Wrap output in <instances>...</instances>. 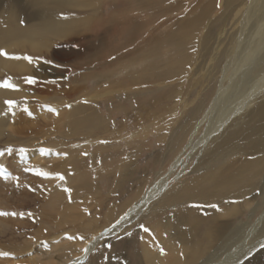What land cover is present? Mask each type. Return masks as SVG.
<instances>
[{
	"label": "rangeland",
	"instance_id": "1",
	"mask_svg": "<svg viewBox=\"0 0 264 264\" xmlns=\"http://www.w3.org/2000/svg\"><path fill=\"white\" fill-rule=\"evenodd\" d=\"M39 3V0H23L20 7L26 8L27 13H32L38 10ZM220 3L221 0H101L96 11L92 13L93 19L87 31L84 28L68 39L54 40L48 53L42 55L27 53L33 60L36 59V63H39L37 67L43 68L44 74L49 72L46 79L36 81L53 87L55 93L64 87L75 88L82 84H86V87L79 96L77 94L74 98L64 100L65 103L62 101L63 98L56 102L29 101L26 102L27 105H19L15 115L17 117L20 115L17 118L20 119V123L18 120L15 127L21 133L20 140H16V144L14 140L9 145L5 143L6 137L0 140L2 142L0 152H3V155H0V171H4L2 175H6L4 179L0 176V188H4L5 191L0 193L2 196L0 198H3L0 199V211L25 213L24 216L9 215L16 228L15 239L18 245L16 253L10 258L11 261H16L15 264H20L21 261L27 264L25 260L29 264H45L43 261L36 262L32 259L39 257L41 252H45L53 261L61 259L66 254L77 256L82 249L80 244L88 235L111 227L107 214L112 206H116L118 218L125 206L139 201L156 178L167 176L172 181L171 191L173 187L176 190L149 205L139 218L124 227L121 232L99 243L89 258L81 264H140L144 234L149 233L154 239H159L161 234L165 237V232H159L156 226L161 219L177 213H182L188 224L193 223L195 216L200 219L198 225L200 230H196L199 236L195 237L201 240L198 243L200 246L204 245L205 234L208 228L214 225L216 213H219V235L220 238L224 236L223 244L219 243V262L224 261L226 258L224 256L232 257L233 254L242 252L247 257L241 264H264V245L253 251L256 248L253 246L261 239L259 230L262 226L260 228L257 226L259 229L257 228L258 230L256 229L245 241L251 226L258 225L264 213V195L260 189H264V153L255 156L241 154L240 150L244 147L245 141L236 140V137L229 139L239 128L233 124L219 134V137L229 139V144L237 143V146L229 149L226 145L224 149H217L213 144L211 156L198 150L179 181L173 180L177 172L169 174L175 159L186 146L214 97L221 77V72L220 70L217 72V69L224 63L219 59L216 66L213 53L207 51L203 44L200 45V39L206 32L203 26L208 22L203 21L200 27L196 23L194 30L191 31H186L181 26H185L188 16L195 22L200 18L199 5L201 8L211 4L210 12L202 17L203 20L209 18L212 19L210 22L218 20L214 24L215 33H219L222 28H230L231 25L221 19L225 14V8ZM81 9L63 11L62 14L64 17L74 13L76 16H79L78 13L81 16L91 14V10ZM227 14L229 15V12ZM34 24L38 25L39 22L29 21L30 26ZM191 36L192 39H186ZM211 42L212 49L215 45V35L212 36ZM203 51L207 56H204ZM28 76L33 77L29 74L19 77L25 79ZM15 83L23 85L19 79ZM24 84L28 86L26 80ZM248 88L251 87L236 88L238 91L236 95L242 96L243 92L250 90ZM237 91L232 89L231 92L233 94ZM105 94L109 95L104 96ZM99 95L104 97L94 103L98 118H94L93 131L87 135L93 142L87 153L84 146H81V141H73L72 136L65 134L68 121L62 118L63 114L69 111V106L76 105L83 98L87 101V97ZM237 100H234L235 103ZM230 103L231 106L235 105L233 102ZM229 104L227 106L230 107ZM225 106L221 110L227 109ZM251 110L244 112L243 117ZM106 118H110L111 123H103ZM217 120L214 115L213 121ZM208 125L209 123L201 128V134ZM250 127H246V130ZM39 131L41 136H35V133H40ZM43 133L49 135L43 137ZM28 136L33 137L29 144H24V138ZM66 137L71 139L66 140ZM254 137L256 138V136L252 138ZM51 140L59 144L56 147L57 152L65 155L61 159L62 164L72 159L82 160V168L78 169V173L90 182L88 191L91 185L94 193L95 185H98V191L101 192L100 202L96 200L95 193L90 198L89 212H79L76 219L68 218L70 213L66 212L65 220L67 219L68 223L57 229L56 224L63 220V215L49 212L51 208L49 204L55 195H58L56 191L50 193L43 208L44 215L38 214L41 213L38 212V207L35 210L43 222L35 221L36 216L31 211L35 207L25 208V203L28 200L29 203L31 198L37 197L35 201L40 202L38 194L36 196L33 194L42 189L43 181L37 170L44 162L35 163L30 154L38 148H44ZM93 154L96 155V159ZM133 156H137L134 172L129 175L132 169H128L124 173L128 176L123 178L122 170L119 168L124 161ZM19 161L24 162L23 168L17 169ZM71 162H68L67 167L73 166ZM213 171L219 176V186L210 190L215 207L207 203L209 202L207 193L202 195L198 189H192L195 185L210 184L206 178ZM65 172L60 170L59 173L64 179H60L56 186L64 187L72 178L79 175L77 172L65 175ZM192 181L194 183L189 185ZM110 190L115 192L110 193ZM253 198L255 199L253 208L255 207L256 212H252V203L251 207L244 209ZM237 207H240L241 211L239 209L235 212V209H232ZM231 209L232 212H229ZM28 213H32L33 216L32 214L26 216ZM82 216L85 217L81 219ZM224 223L228 227L221 231ZM249 224L250 226H247ZM229 227L232 229L239 227V231L244 232L241 233L244 237L237 240L239 242L236 246L234 237L231 239L232 236H229L231 234L228 231ZM145 228L148 231H145ZM37 231L40 232L39 235ZM182 231L183 235H189L190 227L184 226L181 232H178ZM43 232L46 235L42 236ZM59 235L66 237L64 243L67 241L70 243L65 246L66 248L64 244L54 249L52 240ZM196 239L192 238L190 241ZM27 241H30V248L27 247L28 250L18 254L20 246L24 247L28 244ZM226 248H229L227 252L230 254H227ZM222 252L226 254L222 255Z\"/></svg>",
	"mask_w": 264,
	"mask_h": 264
},
{
	"label": "bare ground",
	"instance_id": "2",
	"mask_svg": "<svg viewBox=\"0 0 264 264\" xmlns=\"http://www.w3.org/2000/svg\"><path fill=\"white\" fill-rule=\"evenodd\" d=\"M39 1L40 3L37 6L38 10L32 13H27L26 8L20 7L23 0H0V49L6 50L11 57H20V59H15L0 56V82L11 78V82L16 85L15 89L0 87V140L2 137H6L7 139L5 143H7L8 145L9 143H13L14 140L16 144V140H20L19 138H21V133L18 132L15 127V124H17L16 122H18V120L20 123V119H17L20 117V115H18V117L15 115L16 109L17 107H19V105H27L26 102L29 101H41L43 103L56 102L63 98L64 99L62 101L65 103L67 99H70L72 97L74 98L77 94L79 96L80 92H82L86 87V84H82L81 86L75 88L64 87L63 90L60 89L57 91V93H55L56 90L53 91V87L45 86L43 84H40L39 82H36L35 84L28 83L27 86V84H24L25 79L20 78L19 76L23 77L25 74H29L36 78V80L46 79L47 75H49V72L44 74V69L41 67H37L39 63H36V59L32 60V62L30 63L28 60L23 59V57L27 56V53H34V55H42L48 53L49 49H51L53 43L55 42L54 40L68 39L71 36L78 34L84 28L87 31V28L89 27L93 19L92 13L96 11L101 0ZM211 4L213 3L211 2ZM220 4L225 8V14L221 19H223L224 23L230 24V28L225 29L222 28V26V29L218 31L219 33H215L214 31L216 30V28L214 27V24L218 20L216 22H210L212 21V19L210 20V18L206 21L203 20L202 17L207 16L210 12L211 6L209 5H204L201 8L199 5L198 16L200 18H198L195 22V20L188 16L185 21V26H181V28L185 29L186 31H191L194 30L196 23L198 24V26H201L203 21L208 22L205 26H203L206 32L204 36L200 39V45L203 44L205 46L204 48H206L207 51L213 53V61L215 62L216 66L219 62V59H221L220 61L224 63L221 65L220 68H215L218 70L217 72H219L220 70L221 77L220 81L218 80V87L215 91L213 99L205 109L201 121L197 123V126L193 131L191 137L189 138L186 146L181 150L180 155L175 159L172 169L169 172V174L177 172L176 178L173 179L175 181H179L183 171H185V169L187 168L191 158L194 156L196 151L201 150L202 152L211 156V146L213 144L216 145L217 149H224L226 145L229 149H231L233 146H237V143L229 144L230 142L228 140L233 139L235 137L236 140H240L243 142L245 141L244 147L240 150L241 154L255 156L264 153V0H221ZM75 8H87L91 10V14L89 16H81V14L78 13L79 16H76V13H74L73 15H70L68 17L63 16V11H71ZM228 12L229 15L227 14ZM29 21H36L39 22V24H34L30 26ZM213 35H215V45L211 49V39ZM182 38H184V36ZM186 39H192V36L191 38L186 37ZM187 42L189 41L187 40ZM203 53L205 54L204 51ZM204 56L207 55L205 54ZM210 61L212 62V60ZM17 79L23 82V85L15 83ZM239 87L240 89H243L245 87L251 88H248L250 89L248 91L244 89L246 93L243 92L244 94L242 93V96H240L241 94L236 95L238 94L236 88ZM232 89H235L237 93L233 92L232 94ZM108 95L109 94H105L104 96ZM104 96L102 95L100 97L99 95L93 96L92 98L87 97V101L83 98L84 100L82 99L81 102L77 103L76 105L69 106V111L67 110L63 114L64 118L62 119L68 121V129L67 131H65V134H67V136H72L73 141H81V146H84L85 152L87 153L93 144V142L90 141L92 140L91 137H87V135L89 133H92L93 131L94 118H98V111L97 108H95L94 103H97V101ZM262 97L263 99L261 100ZM235 99H238L237 103H235ZM6 100H14L16 101V105L11 110H9L8 105L5 103ZM230 102H233L235 105L233 104L234 106H231ZM227 104H229L230 107L227 106ZM225 105L227 106V109L221 110L222 107H224ZM249 109L252 110L248 113V115L243 117L242 114L244 112H247V110L249 111ZM214 115H216V120L218 119L217 121H213ZM24 118L25 117H23V119ZM45 120L47 121V119ZM107 122L111 123L110 118H106L103 123ZM207 123H209V125L206 126L204 132L201 134V128ZM233 124L236 126V128H239L237 132L232 134L229 139H226L224 136L219 137V134L225 128ZM44 126L46 125L44 124ZM248 126L251 127L250 129L246 130V127ZM89 129L91 130V132ZM244 130H246L247 133H245ZM49 133L51 134V130ZM48 135L49 134L45 133L42 136L46 137ZM35 136H41V132L35 133ZM253 136H256V138H252ZM32 137L33 136H28L24 138L23 143L29 144L31 141L30 139H32ZM219 138H221V141H219ZM65 139L68 140L71 138L66 137ZM1 143L2 142H0V144ZM61 143L60 147L62 146ZM50 144H53V146H50ZM45 145L46 146L44 148H38L37 150L33 151V153L30 154V157L34 159L35 163L36 161H43L44 163L42 164L41 168L37 171L46 172L49 173V175L44 176L38 174V176H41V179L43 180L41 182L42 189L38 190L37 193L32 194L35 196L38 194V197H40V202L38 203L37 201H35L37 200V197H34V199L31 198L29 203V200L25 203V208H31V206L35 207L31 209L33 214L36 216L37 220L35 221L43 222L42 218H38L37 213L41 212L38 214H43V208L48 201L50 193L56 191V194L58 195H55L54 200L49 204V206L51 207L49 212H58L63 215V220L59 221V223L56 224L55 228L57 229V227L64 226L65 223H68L66 222L67 219L65 220V215L67 214L66 212L70 213V215H68V218L70 219H76L79 212H89V208L91 206L89 203L90 198L95 195L96 200L100 202L101 192L98 191V185H95L97 187H95V194L92 191L93 188L91 185L90 191H88L90 182L85 176H80V174L78 173V169L82 168V160H69L68 162L70 163V161H72L71 164L73 166L71 168L67 167L68 162H64L62 164L61 161V159H63L65 155L63 153L57 152L56 147L59 144L51 140ZM95 157L96 155L94 156V159H96ZM136 157L137 156H133L121 164V168L119 169L122 170L123 178L128 176L124 174L127 172L128 169H132L129 175L133 174L132 172H134V168L136 167ZM22 162L23 161L17 164V169L23 168ZM60 170H65V175H68L69 173L73 172H77L79 175H76L77 177L75 176L74 178H72L66 186L59 187L60 185H56H58L57 183L60 181ZM2 174H4V171L0 174V176H2L4 179L6 175ZM206 180L210 184L195 185L194 188H191L198 189L202 192V195L203 193H207L209 200V202L207 203L209 205H213V197L210 190H212V188L215 186H219V176L213 171L208 175ZM171 182V179H168L167 176L156 178L155 182H153V184L144 191L139 201L136 203H130L125 206L120 212L118 218H116L117 208L115 205L112 206L107 214L108 221L112 224L111 227L103 231L100 230L93 235H88L86 240H84L82 243L80 242L82 249L77 256H68L66 254L64 255V257H62V252V258L53 261L51 260L52 258H48L45 252H41V255L39 257H34L32 259L36 262L43 261L45 264H81L85 262L92 254V252L96 249L99 243L113 236L115 233L121 232L124 227L139 218L140 215L153 202L171 195L174 190H176V188L173 187L171 191ZM193 183L194 181L189 183V185ZM255 183L257 184V182ZM61 186H63V184ZM3 189L0 190V193H3ZM260 189L262 195H264V189ZM84 190H86L87 192ZM114 192L115 191H111L110 193ZM251 192H253V189H251ZM254 200L255 199L253 198L251 202H249L248 206L245 205L244 209L251 207V203L253 208ZM95 203L97 204L98 202ZM37 207L39 208L38 212H35ZM232 209H235V212H238L240 207ZM232 209L229 212H232ZM254 211L255 207L253 208L252 212ZM27 215L28 214H26V216ZM216 215L217 216H215L216 219L214 225L208 228V232L205 234V243L203 246H200L198 244L199 241L201 242V240L199 238H195L199 236V232L198 234H196V230L199 229L198 225L200 219L198 217L195 216V219L191 224H188L186 218L182 213H177L174 216L165 217L163 220L161 219L156 228L159 232L164 231L166 236L163 237L161 234V237L159 239H154L151 238V234H144L145 238L144 240H142V250L140 252V264L243 263L247 256H245L242 252H237L233 254L232 257H229V255L228 257L224 256V258L226 257L224 261L222 260L223 262H219V243L223 244L222 238L224 236L222 235L223 237L220 238L219 213H216ZM83 217L85 216H82L80 218L83 219ZM184 226L190 227L189 235H183V231L182 233H180L182 227ZM247 226H250V224ZM257 226H259V228L260 226H262L259 230L261 232V239L253 246V248L256 247L253 249V251L259 249L261 246L264 245V213L259 219L258 225H252V231L249 228V236L245 239V241L252 236L253 232H255L258 228ZM227 227L228 226L225 223L222 224L221 231L225 230ZM229 228L230 229L228 231L231 232L229 236H232L231 239H233L234 237V241L236 242L234 246H236L239 242L237 240H240L244 237L241 234L244 232H240L239 227L233 229L231 227ZM37 232L39 235L40 232ZM16 234L17 232L12 218H10L9 215L0 216V252L10 253V255L7 257L0 256V264H15L14 262L16 261H11L10 258H12V255H14L17 250L16 247L18 245L16 244L17 240L15 239L17 237L15 236ZM44 235H46V233L43 232L42 236ZM192 238L196 240L190 241V239ZM64 239L66 240V237H64V235L56 236L52 240L53 248L57 249L58 247L64 244H66L64 245V247L67 246V244L70 242L67 241L66 243H64ZM27 243L28 244H26L24 247L20 246L21 250L17 252L18 254L23 253L24 250H28V248H30V241H27ZM230 243H232V240ZM85 248L88 249L87 253L83 251V249ZM41 250L42 249H40V251ZM227 251H229V248L226 250V252ZM226 252H222V255L226 254ZM227 254L230 253L227 252ZM43 255L47 257L45 258ZM25 261L27 262V264H29L27 260ZM23 262L24 261H21L20 264H25Z\"/></svg>",
	"mask_w": 264,
	"mask_h": 264
},
{
	"label": "snow or ice",
	"instance_id": "3",
	"mask_svg": "<svg viewBox=\"0 0 264 264\" xmlns=\"http://www.w3.org/2000/svg\"><path fill=\"white\" fill-rule=\"evenodd\" d=\"M0 56H4V57H6V58L20 59V57H11V56L9 55V53H8L6 50H2V49H0ZM23 59L28 60L30 63H31L32 60H33V58H32L31 56H25V57H23ZM25 80H26V82L29 83V84H35V83L37 82V81H36V78L31 77V76L25 77ZM0 87H4V88H13V89H15V88H16V85L13 84V83L11 82V78H8V79H6V80L0 82ZM5 103L8 105L9 110H11V109L16 105V101H14V100H6ZM50 110L55 111V109H50ZM8 151H11V149H8ZM21 151H24V150L21 149ZM0 155H3V152H0ZM38 174H40V175H44V176H48V175H49V173L42 172V171H41V172H38ZM59 178H60L61 180L64 179V177H63L62 175H60ZM69 191H70V190H69ZM213 207H215V205H213ZM8 215H12V216H16V215L24 216L25 213H23V212H21V213H16V212H11V213H9V212H2V211H0V216H8ZM28 215H31V213H28ZM142 227H143V226H142ZM144 230H145V231H148L147 228H145ZM69 238L71 239L72 237H69ZM81 239H83V237H81ZM83 251H84L85 253H87V252H88V249L85 248V249H83ZM162 251H163V250H162ZM9 255H10V253H8V252H0V256H5V257H7V256H9ZM78 259H79V258H78Z\"/></svg>",
	"mask_w": 264,
	"mask_h": 264
}]
</instances>
